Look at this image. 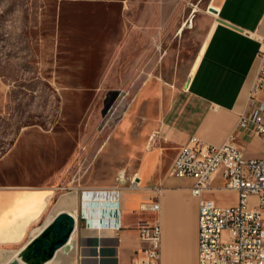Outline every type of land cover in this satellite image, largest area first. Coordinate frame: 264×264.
Segmentation results:
<instances>
[{
    "label": "rangeland",
    "instance_id": "rangeland-1",
    "mask_svg": "<svg viewBox=\"0 0 264 264\" xmlns=\"http://www.w3.org/2000/svg\"><path fill=\"white\" fill-rule=\"evenodd\" d=\"M210 5L0 0V185L70 191L117 174L112 155L151 144L188 81Z\"/></svg>",
    "mask_w": 264,
    "mask_h": 264
},
{
    "label": "crops",
    "instance_id": "crops-1",
    "mask_svg": "<svg viewBox=\"0 0 264 264\" xmlns=\"http://www.w3.org/2000/svg\"><path fill=\"white\" fill-rule=\"evenodd\" d=\"M209 12L215 16L209 34L188 81L165 106L154 141L148 146L146 140L137 141L133 154L127 150L111 153L119 159L124 156L126 162L117 174L70 191L0 185V264L61 211L76 217L70 247L58 250L45 264H133L148 246L139 238L138 224L154 217L141 204L152 200L157 188L161 189V264L196 263L198 198L191 193V178L171 173L180 148L192 136L219 145L235 132L246 158L264 152L259 136L237 129L240 115L251 111L258 53L264 41V0H217ZM255 98L264 102V93ZM224 185L223 178L216 176L203 195L220 206L235 204L237 193ZM115 190V197L109 192L104 196L103 191ZM116 207L120 227L103 226L107 218L117 222L113 219ZM60 251L63 255L58 258Z\"/></svg>",
    "mask_w": 264,
    "mask_h": 264
},
{
    "label": "built area",
    "instance_id": "built-area-1",
    "mask_svg": "<svg viewBox=\"0 0 264 264\" xmlns=\"http://www.w3.org/2000/svg\"><path fill=\"white\" fill-rule=\"evenodd\" d=\"M261 43L251 111L240 115L237 129L259 136L264 150V102L255 98V94L264 93V41ZM236 138L232 132L223 143L214 145L192 136L172 165L174 176L193 180L191 193L198 198L195 264H264V152L260 157L246 158ZM216 176L223 178L224 188L237 193L235 204L220 206L203 195ZM108 192L115 197L117 191H103L104 196L108 197ZM160 194L157 188L156 196L141 204V209L152 211L154 217L138 224L139 238L148 246L133 264H161ZM116 211L112 216L117 222L107 218L103 226L120 227L119 208Z\"/></svg>",
    "mask_w": 264,
    "mask_h": 264
},
{
    "label": "water",
    "instance_id": "water-1",
    "mask_svg": "<svg viewBox=\"0 0 264 264\" xmlns=\"http://www.w3.org/2000/svg\"><path fill=\"white\" fill-rule=\"evenodd\" d=\"M76 217L68 211L58 212L4 264H45L55 253L70 247Z\"/></svg>",
    "mask_w": 264,
    "mask_h": 264
},
{
    "label": "bare ground",
    "instance_id": "bare-ground-1",
    "mask_svg": "<svg viewBox=\"0 0 264 264\" xmlns=\"http://www.w3.org/2000/svg\"><path fill=\"white\" fill-rule=\"evenodd\" d=\"M212 9V8H211ZM45 133V132H44Z\"/></svg>",
    "mask_w": 264,
    "mask_h": 264
}]
</instances>
